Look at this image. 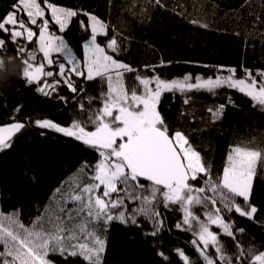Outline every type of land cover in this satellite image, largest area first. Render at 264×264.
<instances>
[{"label":"snow or ice","instance_id":"1","mask_svg":"<svg viewBox=\"0 0 264 264\" xmlns=\"http://www.w3.org/2000/svg\"><path fill=\"white\" fill-rule=\"evenodd\" d=\"M150 3L166 7L163 0ZM73 22L88 34L82 60L58 34L65 33ZM98 37L107 40L102 45ZM121 43L119 34L111 32L110 25L95 14L79 6H61L55 0H14L11 10L0 15V53H6L11 44L16 56L9 61L22 59L26 83L65 103L72 97L61 95L60 89L67 88L86 117H76L69 125L36 119L35 126L73 138L98 154L94 163H82L81 176L67 189L58 190L61 194L55 203L30 227L19 221L16 212L0 213V264H55L50 255L101 264L106 234L114 223L141 227L139 215L153 223L149 234L157 235L162 226L155 219L160 216L158 204L166 209L176 205L172 210L182 212V221L175 227L191 232L190 243L203 264H264V249L244 246L237 233L243 234L245 229H236L233 220L238 215L256 221L258 209L251 197L255 181L264 175V148L252 147L251 141L233 145L222 171L213 175L188 135L171 131L159 111L164 93L195 91L215 96L221 89L237 90L264 111V69L253 71L243 64L239 69L204 65L217 74L189 73L167 80L156 69L170 61L145 64L146 71H141L116 58L122 52ZM29 44H38L42 57ZM54 54L62 56L67 67ZM0 71L7 72L3 59ZM88 81L99 82V96L81 95L86 93ZM225 107L209 109L212 120ZM10 119L13 122L0 126V152L11 149L14 138L26 128L23 121ZM136 201L140 204L129 210L128 203ZM221 236L232 239L237 249L234 255L226 254ZM176 251L183 264H196L185 251ZM159 254L168 260L163 252Z\"/></svg>","mask_w":264,"mask_h":264},{"label":"trees","instance_id":"2","mask_svg":"<svg viewBox=\"0 0 264 264\" xmlns=\"http://www.w3.org/2000/svg\"><path fill=\"white\" fill-rule=\"evenodd\" d=\"M13 2L0 0V15L11 10ZM55 2L61 6H79L110 25V31L122 39V52L116 57L119 60L141 71H146L145 64L170 61L156 69L167 80L189 73L203 77L217 74L212 67L204 65L239 69L243 64L253 71L264 69V0H163L165 8L153 7L150 0ZM58 34L65 37L82 60L88 34L79 24L73 22L65 33ZM106 40L107 37H98L102 45ZM33 47L38 58L42 57L38 44L28 45L29 49ZM15 56L11 44L6 53H0L7 68V72L0 71V126L13 122L10 118L15 117L26 128L14 138L11 149L0 152V213L16 212L19 221L30 227L43 216L50 203H55L61 194L58 190L67 189L81 176L82 163H94L98 154L73 138L35 126L36 119L69 125L76 117H86L78 111L75 96L67 88L60 89L61 95L72 97L65 103L42 95L36 91V85L26 83L22 59L9 61V57ZM59 57L62 56L54 54V59ZM59 61L67 67L63 57ZM84 87L86 93L82 96H99L98 81L85 82ZM82 102L87 104L86 99ZM220 105L226 107L212 120L209 109L215 110ZM17 106L22 107L14 112ZM159 111L171 131L180 130L188 135L191 144L211 166L213 175L222 171L233 145L251 141L252 147L264 148V111L237 90L221 89L215 96L195 91L164 93ZM251 203L258 209L256 221L233 215L234 227L245 229L243 234L237 233L244 246L264 249V175L255 181ZM139 204L140 201L128 203V209ZM176 207L156 206L160 216L155 219L162 221V226L155 236L149 234L154 230L153 223L139 215L136 218L141 221V227L114 223L106 234L101 264H183L177 249L185 251L196 264H203L190 243L191 232L175 227L183 218L182 212L172 210ZM221 240L226 254L234 255L237 249L232 239L221 236ZM161 252L168 260L163 259ZM49 259L55 264H84L70 256L50 255Z\"/></svg>","mask_w":264,"mask_h":264},{"label":"rangeland","instance_id":"3","mask_svg":"<svg viewBox=\"0 0 264 264\" xmlns=\"http://www.w3.org/2000/svg\"><path fill=\"white\" fill-rule=\"evenodd\" d=\"M46 16L50 18V13H46ZM62 57L57 58V60H60Z\"/></svg>","mask_w":264,"mask_h":264}]
</instances>
